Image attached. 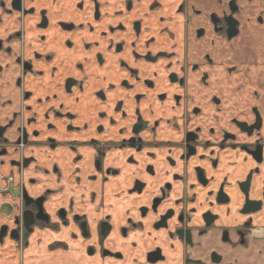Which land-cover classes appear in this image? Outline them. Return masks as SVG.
Masks as SVG:
<instances>
[{
    "label": "flooded vegetation",
    "instance_id": "af4514ba",
    "mask_svg": "<svg viewBox=\"0 0 264 264\" xmlns=\"http://www.w3.org/2000/svg\"><path fill=\"white\" fill-rule=\"evenodd\" d=\"M0 264H264V0H0Z\"/></svg>",
    "mask_w": 264,
    "mask_h": 264
}]
</instances>
